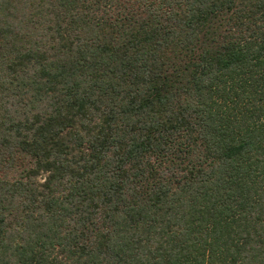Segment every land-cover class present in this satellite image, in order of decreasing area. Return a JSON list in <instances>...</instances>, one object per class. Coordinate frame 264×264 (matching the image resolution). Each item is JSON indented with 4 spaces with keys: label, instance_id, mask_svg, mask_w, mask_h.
<instances>
[{
    "label": "trees",
    "instance_id": "16d2710c",
    "mask_svg": "<svg viewBox=\"0 0 264 264\" xmlns=\"http://www.w3.org/2000/svg\"><path fill=\"white\" fill-rule=\"evenodd\" d=\"M0 264H264V0H0Z\"/></svg>",
    "mask_w": 264,
    "mask_h": 264
},
{
    "label": "rangeland",
    "instance_id": "374dc122",
    "mask_svg": "<svg viewBox=\"0 0 264 264\" xmlns=\"http://www.w3.org/2000/svg\"><path fill=\"white\" fill-rule=\"evenodd\" d=\"M39 182L43 181V177L37 178Z\"/></svg>",
    "mask_w": 264,
    "mask_h": 264
}]
</instances>
